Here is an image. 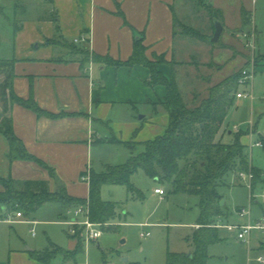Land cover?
Returning <instances> with one entry per match:
<instances>
[{
    "label": "crops",
    "instance_id": "0c3cea01",
    "mask_svg": "<svg viewBox=\"0 0 264 264\" xmlns=\"http://www.w3.org/2000/svg\"><path fill=\"white\" fill-rule=\"evenodd\" d=\"M190 1L40 0L34 15L22 18L12 55L0 59L14 61L15 94L24 99L33 97L40 108L56 116L39 117L35 111L18 103L10 102L7 109L0 100V129L3 121L11 118L13 130L27 151L52 171L34 160L11 161L9 142L0 131V176L47 180L51 191L61 185L68 194L87 198L89 183L81 173L93 169V158L102 154L105 145L129 141L142 144L164 134L169 118L159 102L166 95V88L146 83L151 72L143 64L114 66L102 62V57L125 61L133 54L135 41L141 40L148 58L156 54L173 61L177 36L174 33L175 17L184 18L178 9ZM230 1L221 5V0H210L218 20L222 18L219 20L223 25L220 39L224 41L221 44L226 45L233 39L231 32L227 31L228 26L232 27L226 21L228 14L232 9L235 11L239 19L237 27L243 24V10L252 18L255 3V0ZM52 14H57L58 26L51 19ZM243 32L237 36L242 37ZM79 36H84L86 41L75 42ZM85 48L91 52L92 58L84 59L79 53ZM217 59L225 58L218 56ZM159 69L166 76L172 72L170 63L160 64ZM140 113L144 114L143 117ZM111 137L117 142L110 141ZM155 194L163 197L166 192ZM253 203L260 204L254 196L250 204L252 212ZM224 205L229 213L224 218L226 223L246 222V218L236 213L245 206L230 209L227 198ZM261 208L263 213H252V219L264 216V203ZM218 223H222L220 220L216 223L222 241L220 229L227 228ZM194 228H198L197 223ZM71 239L77 245V239ZM261 242L254 245L255 248H262L264 243ZM26 250L28 253H19L18 244L11 248L9 264H19V255L24 264H32L34 258L30 251L36 249Z\"/></svg>",
    "mask_w": 264,
    "mask_h": 264
},
{
    "label": "rangeland",
    "instance_id": "374dc122",
    "mask_svg": "<svg viewBox=\"0 0 264 264\" xmlns=\"http://www.w3.org/2000/svg\"><path fill=\"white\" fill-rule=\"evenodd\" d=\"M221 1V5L231 3L230 0ZM38 2L40 0H0V58L12 55L19 24L23 17L34 15ZM209 3L210 0H204L205 5L190 1L178 9L184 15L182 21L196 28L203 39L177 35L174 63L156 54L149 60L158 68L162 63L173 64L174 74L188 100H192L194 93L202 98L207 95L208 88L232 74L237 73L238 78H241L244 70L253 74L251 81L238 88V91L246 92L252 98H235L218 140L232 142L236 132H245L241 142L246 145L251 164L261 170V182L252 188L249 180H243L239 172L232 171L226 177L227 185H223L220 191L227 198L230 209L249 206L253 195L260 204H252V213L258 215L263 213L261 205L264 203V147L255 145L257 141L264 144V0H255L252 18L249 15L247 25L241 23L236 27L239 19L231 10L226 19L232 25L227 30L233 36L229 45L221 44L224 43L222 38L218 43L210 42L214 33V19L208 12ZM242 31L243 36L238 37ZM79 53L84 59L93 57L86 48L80 49ZM218 56L225 59L218 60ZM5 75L0 72V100L8 109L11 102L9 85L1 84ZM109 140L117 142L114 137ZM130 144L135 147V153L144 150L143 144ZM130 155L131 151L125 144L105 145L102 154L94 156L92 166L100 172L107 165L126 162ZM131 180L140 194L129 191L123 184L102 186V199L116 202L117 217L100 223L98 228L102 233L97 241H87L82 225H69L67 222L76 217L75 210L80 205L65 210L60 203L48 202L32 215L23 216L19 222H0V264L10 263V249L16 244L19 245V253H28L26 248L44 250L50 243L65 251L74 250L76 243L66 234L69 228H75L72 236L82 249L74 256L58 253L49 264H167L169 253H192L194 225L200 214L199 197L171 193L172 184L159 182L142 169L135 172ZM157 187L165 190L163 197L154 193ZM77 219L83 221L84 214L77 215ZM220 221L226 223L223 217ZM143 224L149 226L143 227ZM142 231H149V236L142 237ZM220 235L222 241L208 248L207 264H264L257 261L258 256L264 257V244L260 249L254 246L260 241L264 243V236L259 232H254L250 247L238 240L235 232L221 228ZM20 257L19 264H24ZM32 261V264H42L35 259Z\"/></svg>",
    "mask_w": 264,
    "mask_h": 264
},
{
    "label": "trees",
    "instance_id": "16d2710c",
    "mask_svg": "<svg viewBox=\"0 0 264 264\" xmlns=\"http://www.w3.org/2000/svg\"><path fill=\"white\" fill-rule=\"evenodd\" d=\"M192 1L205 5L204 0ZM209 5L210 16L218 20L217 12L210 3ZM51 19L58 26L57 14H52ZM242 22L243 25L250 22L249 13L244 10ZM174 25L175 35L203 39L196 28L187 25L178 17H175ZM173 61L171 63H174ZM102 62L114 66L127 65L130 67L140 63L150 69L151 73L146 83L152 87L163 85L166 88V95L159 102L169 118L164 134L144 141L142 143L144 150L139 153H135V147L130 144V141L122 142L131 151L126 162L107 165L105 170L100 172L94 169L83 171L81 177L89 175L87 198L72 196L61 185L51 191L47 180H17L11 176H0V214L6 210H18L28 217L44 203L57 202L65 210L75 205L87 204L89 217L93 222L102 223L113 220L117 217L116 202L102 199V186L123 184L128 187L129 191L140 194L131 178L135 172L142 169L151 178L172 184L171 193H187L199 197L200 214L197 221L198 228L192 236L194 245L192 256L186 253H169L167 264H207L209 246L221 240L216 223L221 217L227 218L229 215L226 206L221 205L224 195L220 191L223 185H227V175L232 171L251 172L253 174L252 188L261 180V170L251 164L246 145L241 142V136L245 132H236L232 142L216 140L234 104L235 93L239 88V75L232 74L214 84L208 88L207 95L202 98L194 93L192 100H188L187 96L185 99L174 74L173 64H171L170 76L164 75L146 56V47L141 40L135 41L133 54L127 60H115L110 56H104ZM0 72L6 74L1 84L9 85L11 103H18L32 109L39 117L56 116L40 108L33 97L24 99L15 94L13 60L0 59ZM152 105L157 106V104ZM0 131L9 142L8 156L11 161L34 160L46 166L27 151L23 141L13 130L11 118L3 121ZM46 167L52 171L51 168ZM66 234L75 238L69 230ZM81 249L79 242L72 251H65L56 244L50 243V246L44 250H31L30 255L42 264H49L58 253H68L74 256Z\"/></svg>",
    "mask_w": 264,
    "mask_h": 264
},
{
    "label": "built area",
    "instance_id": "2783aa9c",
    "mask_svg": "<svg viewBox=\"0 0 264 264\" xmlns=\"http://www.w3.org/2000/svg\"><path fill=\"white\" fill-rule=\"evenodd\" d=\"M74 41L75 42H84V41H86V38L84 36H79V37L75 38ZM249 44H252V43L249 42ZM252 76H253V74H250L247 70H244L242 72L241 78H239V80H238L239 86L240 85H246L248 83L247 82L248 80L251 81ZM235 96H236V98H248V99L252 98V96L250 94H248L246 92H242V91H237L235 93ZM255 145L263 146V143L261 141H257L255 143ZM239 176L243 180H249L251 187H252L253 174L251 172L241 171V172H239ZM88 177H89V175L83 176L82 178L86 179L88 181ZM154 191H155V193H158L160 195L165 194V190L162 187H157V188H155ZM263 197H264V193H263ZM251 198H253V195H251ZM236 213L241 218H246V222L245 223L227 222L224 224L218 223V225L224 226L228 230L235 232L237 234L238 240L247 244L248 247H250L251 243H252L254 231L257 230L262 234V236H264V216H261L257 219H252V209H251L250 205L237 209ZM79 214H84L85 219L83 221H79L77 219V215H79ZM75 215H76V217L67 221L68 224L69 225H76V224L82 225V227L84 228V230L86 232L87 241H97L99 239V237L101 236L102 230L98 228V227H100V223L93 222L90 219L88 205L82 204V205H80L79 208H76ZM23 216L24 215L21 211L6 210L3 214H0V222H2V221L9 222V223L19 222V221H21ZM68 230H69L71 235H72V233L74 234L76 232L75 228H72V229L69 228ZM32 233H33V235H35L34 230H32ZM149 234H150V232H144V231H142L140 233V235L142 237H146ZM257 261L264 263V257L258 256Z\"/></svg>",
    "mask_w": 264,
    "mask_h": 264
},
{
    "label": "water",
    "instance_id": "95a60500",
    "mask_svg": "<svg viewBox=\"0 0 264 264\" xmlns=\"http://www.w3.org/2000/svg\"><path fill=\"white\" fill-rule=\"evenodd\" d=\"M223 32V25L219 20H215V31L213 33V36L210 38V41L212 43H216L219 41L221 34ZM143 117V116H140ZM225 203V197H223V199L221 200V205H224ZM189 256H192V254L190 253Z\"/></svg>",
    "mask_w": 264,
    "mask_h": 264
}]
</instances>
